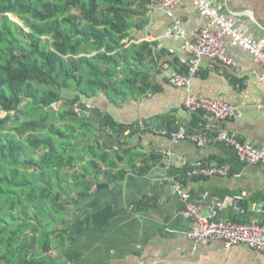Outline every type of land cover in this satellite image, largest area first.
<instances>
[{"label": "crops", "instance_id": "crops-1", "mask_svg": "<svg viewBox=\"0 0 264 264\" xmlns=\"http://www.w3.org/2000/svg\"><path fill=\"white\" fill-rule=\"evenodd\" d=\"M213 2L222 13L237 16L252 38L264 42V0ZM133 8L144 14L136 16L134 24L140 27L133 28L127 42L148 44L140 71L147 75L151 91L129 94L118 101L105 93L84 99L94 120L86 131L87 138L77 140L76 145H98L115 162L112 168L110 163L98 159L102 172L97 180L96 171L90 176L93 184L89 197L78 202L77 207L72 205L68 212L76 219L84 213L110 207L116 215L105 228L91 226L75 235L68 245L80 254V259L70 264H264V251L246 246L227 248L221 240L197 246L187 236L194 223L182 214L184 202L165 182L168 176L179 179L194 200L210 193L220 201L219 216L225 221L264 223L262 167L242 163L226 144L199 146L191 141L173 142L169 135L157 132L175 130L183 123H188L193 132L206 122L204 114L189 121L184 108L188 91L170 83L174 72H186L189 58L182 49L185 40L172 34L175 19L182 22L181 28L189 41L196 40L206 19L187 1L175 7V19L168 16L161 0H135ZM225 44L240 68L204 60L200 74L193 79L191 92L200 97L221 98L240 108L243 118L226 122L225 126L241 141L263 145L264 84L259 76L264 67L249 53L234 47L229 38ZM59 104L64 106V102ZM100 115H109L128 129L121 135L104 131ZM141 122L147 125L146 129L139 126ZM92 158L93 153L89 152L87 159ZM195 160L227 165L231 173L189 179L185 171ZM82 167L80 164L78 170L82 171ZM115 177L116 180H111ZM200 213L203 217L210 215L206 204Z\"/></svg>", "mask_w": 264, "mask_h": 264}, {"label": "trees", "instance_id": "trees-1", "mask_svg": "<svg viewBox=\"0 0 264 264\" xmlns=\"http://www.w3.org/2000/svg\"><path fill=\"white\" fill-rule=\"evenodd\" d=\"M134 5L0 0V111L8 114L0 117V264H70L80 259L68 245L75 235L114 219L110 207L76 219L68 211L89 197L90 176L102 172L98 159L115 162L98 145H76L94 120L83 99L151 91L140 71L148 44L127 42L144 14ZM100 116L104 131L128 129Z\"/></svg>", "mask_w": 264, "mask_h": 264}, {"label": "built area", "instance_id": "built-area-1", "mask_svg": "<svg viewBox=\"0 0 264 264\" xmlns=\"http://www.w3.org/2000/svg\"><path fill=\"white\" fill-rule=\"evenodd\" d=\"M184 1L192 3L206 19V25L201 29L195 41L185 38V33L181 28L182 22L175 19V7ZM161 3L168 16L175 19L172 34L185 40L182 49L189 55L186 72H174L170 76V83L188 91L184 108L188 113L189 121L191 122L195 115L204 114L206 122L193 132L190 131L188 123H183L172 131L160 130L157 132L169 135L173 142L191 141L199 146L226 144L234 149L242 163L259 165L264 170V144L255 145L243 142L236 133H232L225 126L226 122L240 121L244 116L242 110L221 98L200 97L191 92L193 79L200 74L201 64L204 60L218 62L235 69L240 68L228 53L225 44L226 38L231 40L234 47L249 53L255 62L263 67L264 42L252 38L248 29L241 26L237 16L222 13L213 0H161ZM259 80L264 84V72L259 76ZM76 111L81 113L82 107L78 106ZM88 111L86 114L91 116V112ZM139 126L143 129L147 128L143 122L139 123ZM107 131L118 135L110 128ZM230 173L231 169L227 165L211 164L202 160L192 161L185 171L189 179L228 176ZM165 182L181 196L184 202L182 214L194 223L187 236L197 246L221 240L227 248L246 246L264 251V223L259 220H253L251 223L225 221L219 216L220 201L210 193H204L200 198L194 200L192 195L184 190L179 179L168 176L165 178ZM205 204L210 209V215L207 217H203L200 213L201 207ZM236 208L244 213L242 208L238 206Z\"/></svg>", "mask_w": 264, "mask_h": 264}, {"label": "rangeland", "instance_id": "rangeland-1", "mask_svg": "<svg viewBox=\"0 0 264 264\" xmlns=\"http://www.w3.org/2000/svg\"><path fill=\"white\" fill-rule=\"evenodd\" d=\"M10 17H11V19H13L14 21H16V22H19L20 23V21H19V19L16 17V16H14V15H10ZM115 96V97H114ZM114 96H112V97H110L112 100H114V101H118V100H121V95H117L116 93H114ZM84 100V99H83ZM62 106V107H61ZM54 107H55V109H56V111H58V110H60L61 108H64V106L61 104H55L54 105ZM25 110H26V108H24ZM8 114L7 113H5V112H3V111H0V117H6ZM14 115V114H13ZM24 118H27V117H24Z\"/></svg>", "mask_w": 264, "mask_h": 264}]
</instances>
